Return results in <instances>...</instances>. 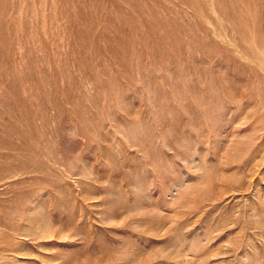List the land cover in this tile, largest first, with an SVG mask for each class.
<instances>
[{
	"label": "rangeland",
	"instance_id": "rangeland-1",
	"mask_svg": "<svg viewBox=\"0 0 264 264\" xmlns=\"http://www.w3.org/2000/svg\"><path fill=\"white\" fill-rule=\"evenodd\" d=\"M0 264H264V0H0Z\"/></svg>",
	"mask_w": 264,
	"mask_h": 264
}]
</instances>
